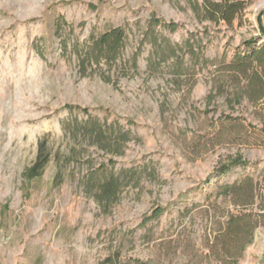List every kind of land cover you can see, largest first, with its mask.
<instances>
[{
  "label": "rangeland",
  "instance_id": "obj_1",
  "mask_svg": "<svg viewBox=\"0 0 264 264\" xmlns=\"http://www.w3.org/2000/svg\"><path fill=\"white\" fill-rule=\"evenodd\" d=\"M199 2L0 0V264H264L262 202L246 208L261 224L237 254L222 235L229 212L240 208L216 190L246 175L264 179V131H255L263 120L247 101H227L241 84L227 63L261 38L264 0H246L232 25L202 21ZM60 16L73 30L57 32ZM153 17L179 27L152 28ZM115 26L127 33L115 64L83 70L64 48V38L83 46ZM154 34L159 49L175 52L159 54ZM84 108L130 132L122 155L65 132V122L86 118ZM225 115L245 126V141L228 140ZM44 136L52 158L28 180ZM236 154L248 165L216 177ZM101 168L122 174L108 205L86 186ZM158 206L165 214L145 224Z\"/></svg>",
  "mask_w": 264,
  "mask_h": 264
},
{
  "label": "trees",
  "instance_id": "obj_2",
  "mask_svg": "<svg viewBox=\"0 0 264 264\" xmlns=\"http://www.w3.org/2000/svg\"><path fill=\"white\" fill-rule=\"evenodd\" d=\"M197 16L202 20L212 22H225L234 24L240 15L247 8L246 0H201V2L193 5ZM150 26L161 27L168 31H176L179 27L178 23L166 21L162 18L153 17ZM55 28L57 32L69 28L73 30L72 25L60 16ZM153 36V43L157 47L159 54H165L168 50L175 52L177 47L168 49H159V38L157 34ZM127 40L126 29L123 26L111 27L100 33H92L88 42L81 46L79 43L69 45L68 40L64 38V48L73 49L77 61L83 70L89 66L99 65L102 61L108 64H115L121 57ZM165 42L168 40L164 39ZM72 46V47H71ZM138 57L133 60V64L137 65ZM227 69L230 70L234 78L240 81L235 91L227 94V101L230 105L235 103L242 104L247 101L254 107L256 114L263 120L264 124V32L259 40L250 39L246 41L245 48L239 51L228 61ZM68 108L79 109V106L68 105ZM86 112V118L83 120H70L64 123L65 132L74 138L83 137L91 142L99 150L106 153L120 156L123 154L125 143L130 138V132L123 130L118 124L113 122H103L100 117L88 113L86 108L82 109ZM260 120V121H261ZM245 126L237 121L231 115H225L223 121V130L228 133V140L231 142H243L247 137L242 130ZM255 131H264L256 129ZM248 133V132H247ZM257 138L258 135H256ZM52 148L49 146L48 136L40 138L38 142V151L33 164L24 171V176L28 180H33L42 175L46 166L52 158ZM249 161L244 159L242 154L230 156L226 161L220 163L215 168V176L221 177L237 167H246ZM122 172H130L123 170ZM122 174L101 168L95 170L88 178L86 186L96 190L97 200L103 205H108L116 201L120 190ZM218 194L223 195L231 200L235 208H240L235 212L228 214L224 232L223 241L231 250L237 254L243 253L246 247L253 241L255 229L260 226L261 219H257L247 211L251 205H254L257 199L264 207V179L260 183L256 181L254 176L246 175L243 178L236 179L233 182L223 183L216 188ZM3 214L9 212L8 205L2 206ZM166 208L158 206L151 214L145 215V224L160 218L165 214Z\"/></svg>",
  "mask_w": 264,
  "mask_h": 264
}]
</instances>
